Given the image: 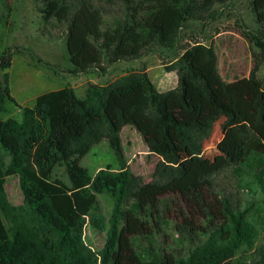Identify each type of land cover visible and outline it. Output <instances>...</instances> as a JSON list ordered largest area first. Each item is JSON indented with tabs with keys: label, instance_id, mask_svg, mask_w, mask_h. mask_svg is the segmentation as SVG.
Returning a JSON list of instances; mask_svg holds the SVG:
<instances>
[{
	"label": "trees",
	"instance_id": "1",
	"mask_svg": "<svg viewBox=\"0 0 264 264\" xmlns=\"http://www.w3.org/2000/svg\"><path fill=\"white\" fill-rule=\"evenodd\" d=\"M40 1L41 30L64 29L68 73L76 76L174 48L183 28L226 0ZM251 7L264 27V0ZM249 39L264 61V34ZM11 56L0 53V264H264L256 245L264 233V82L256 65L227 82L213 45L194 41L163 63L176 74L172 89L159 91L143 68L88 83L82 98L69 86L43 92L19 106V118H4L10 102L19 105L1 73ZM221 117L210 160L203 144ZM125 125L159 156L148 182L124 158ZM104 138L118 167L92 175L80 161ZM57 166L67 183L53 175ZM225 170L250 199L218 190ZM9 176L17 178L19 204L8 198ZM98 193L113 199L108 218ZM87 225L105 231L99 250L84 240Z\"/></svg>",
	"mask_w": 264,
	"mask_h": 264
},
{
	"label": "rangeland",
	"instance_id": "2",
	"mask_svg": "<svg viewBox=\"0 0 264 264\" xmlns=\"http://www.w3.org/2000/svg\"><path fill=\"white\" fill-rule=\"evenodd\" d=\"M40 0H0V53L10 50L11 66L2 72L9 76L10 94L19 105L9 103V112L3 117H20L19 106H32L35 97L43 92L72 87L77 97H84L88 83L106 84L117 77L136 70L149 69L151 81L164 91L176 86V75L166 72L163 63L173 62L183 48L194 41L212 44L217 55V66L223 80L230 82L247 77L254 65L256 76L264 82V61L260 49L249 39L251 35L264 34V27L256 23L251 0H226L214 5L211 13L192 22L190 27L180 31L174 48H161L156 52L132 61H120L105 66V72L92 69L88 73H68L70 62L65 48L64 29L49 27L43 32L40 27ZM40 59L42 62H38ZM51 64L52 68L44 65ZM221 117L215 121L210 137L203 144L202 156L212 160L217 154V143L222 138ZM122 151L129 169L144 182L152 179V173L159 156L149 153L138 131L125 125L121 132ZM80 164L92 175L108 164L117 168L115 156L107 139L95 144L81 159ZM53 175L68 182L63 166H57ZM218 190L232 194L242 200L251 197L246 189H240L229 170L217 175ZM5 188L11 203L19 204L22 194L15 176L6 178ZM97 201L102 214L108 218L113 208V199L107 193H98ZM84 240L93 249L99 250L104 243L105 231L99 232L87 225ZM256 245L264 248V233L261 232Z\"/></svg>",
	"mask_w": 264,
	"mask_h": 264
},
{
	"label": "crops",
	"instance_id": "3",
	"mask_svg": "<svg viewBox=\"0 0 264 264\" xmlns=\"http://www.w3.org/2000/svg\"><path fill=\"white\" fill-rule=\"evenodd\" d=\"M137 60V59H136ZM147 71V73L149 72V69L148 70H146ZM167 72V71H166ZM175 74V72L174 71H169V74ZM176 75V74H175ZM157 87V86H156ZM157 89L159 90V91H164V90H162V89H159L158 87H157ZM130 126V125H129ZM122 130H123V128L121 129V132H122ZM121 132H120V138H121V141H122V135H121Z\"/></svg>",
	"mask_w": 264,
	"mask_h": 264
}]
</instances>
